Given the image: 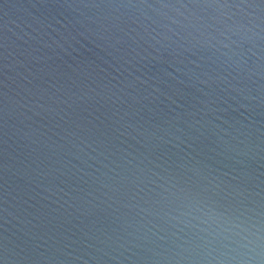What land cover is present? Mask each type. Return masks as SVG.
I'll list each match as a JSON object with an SVG mask.
<instances>
[{
  "label": "water",
  "instance_id": "obj_1",
  "mask_svg": "<svg viewBox=\"0 0 264 264\" xmlns=\"http://www.w3.org/2000/svg\"><path fill=\"white\" fill-rule=\"evenodd\" d=\"M225 221L264 224V0H0L5 264H216Z\"/></svg>",
  "mask_w": 264,
  "mask_h": 264
},
{
  "label": "clouds",
  "instance_id": "obj_2",
  "mask_svg": "<svg viewBox=\"0 0 264 264\" xmlns=\"http://www.w3.org/2000/svg\"><path fill=\"white\" fill-rule=\"evenodd\" d=\"M225 224H231V229L237 230L240 241H237V248L232 250L233 254L222 253L216 259V264H264V224L251 221L247 224L225 221Z\"/></svg>",
  "mask_w": 264,
  "mask_h": 264
},
{
  "label": "snow or ice",
  "instance_id": "obj_3",
  "mask_svg": "<svg viewBox=\"0 0 264 264\" xmlns=\"http://www.w3.org/2000/svg\"><path fill=\"white\" fill-rule=\"evenodd\" d=\"M0 264H5V260L3 258H0Z\"/></svg>",
  "mask_w": 264,
  "mask_h": 264
}]
</instances>
